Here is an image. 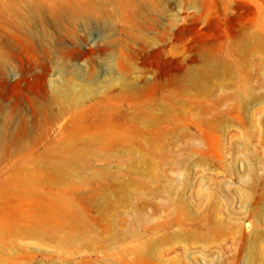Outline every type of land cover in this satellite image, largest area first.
Here are the masks:
<instances>
[{"label":"rangeland","instance_id":"374dc122","mask_svg":"<svg viewBox=\"0 0 264 264\" xmlns=\"http://www.w3.org/2000/svg\"><path fill=\"white\" fill-rule=\"evenodd\" d=\"M129 1L145 3L166 76L129 101L100 81L70 110L49 106L64 77L102 72L108 54L92 50L109 38L127 57ZM48 5L0 0V264H264V0H111L60 28ZM181 27L195 34L179 41ZM202 55L218 64L208 82L172 84ZM128 61L141 81V56Z\"/></svg>","mask_w":264,"mask_h":264},{"label":"bare ground","instance_id":"6f19581e","mask_svg":"<svg viewBox=\"0 0 264 264\" xmlns=\"http://www.w3.org/2000/svg\"><path fill=\"white\" fill-rule=\"evenodd\" d=\"M111 0H105L98 3L85 2L82 3L81 0H46V3L49 4L47 6V12L50 14L52 21L59 28L61 27V23L65 20L66 22L73 23L78 20V18H83L85 25L91 24L93 21H98L100 16L98 13L100 12V8L106 6L105 4L110 3ZM114 2V1H113ZM105 3V4H104ZM115 3V2H114ZM123 6V8H127L128 12H130V18L128 20L132 29L136 30V32H129L125 35V40L122 45L123 52L127 53V57L117 58L114 60V55H110L108 53L110 50L117 49V43L114 44V40L105 42L104 47L95 48L92 51L104 53L107 57L105 59V67L102 72H98L97 67H94L92 73L84 74L77 73L74 77H64L62 81L59 82L58 85H54L51 88V93L48 97V105H59L63 106L66 110H70L72 108V103L77 95L83 99H89L93 94V87L98 85V83L104 82L107 86L118 87L120 91V97L123 100H131L133 98H137L146 94V92L153 86L156 85L158 79H163L165 74V70L162 66L165 64L161 58V53L165 48H159L152 52L148 53L149 48H151V43L148 40L146 34H144L145 27L148 26L149 18L141 20L139 18L143 16V10L146 7L145 3L130 2ZM159 1L154 3V7H160ZM38 9V8H37ZM153 22V21H152ZM207 29L209 30H217V25L213 21H209L207 24ZM195 34V27H181L178 29L176 36L179 41H186V39ZM253 37V38H252ZM239 43V42H238ZM134 45H137V49L134 48ZM260 38L258 35H248L243 34L240 40V53L243 57L254 53L260 48ZM62 55L66 58L71 57L74 58L76 51L69 49H61ZM90 51V53H92ZM134 52H138L141 56V59L144 62L145 67L140 69L139 72L141 75L139 77L142 78L141 81L138 79L131 78V73L133 68L131 67L130 62L127 60H132L134 57ZM175 51H172L171 54H175ZM132 57V58H130ZM241 60V59H240ZM244 62V61H243ZM202 65L200 67H189V69L185 72L183 77L171 76L170 81L172 84H180V82H184L189 84L190 88H196L195 86H202L206 82H208L212 76L216 73L218 69V64L215 60L209 59L202 55L201 57ZM21 69L24 71V67L21 64ZM157 69V70H155ZM46 72H49V69H45ZM46 72L37 75V79H44L46 76ZM98 72V75L96 74ZM154 73L156 75L155 82L150 83L148 81V76ZM24 72L21 75H16L13 79L7 83V90L9 93H16L18 86L25 79ZM96 74V75H95ZM95 75V77H94ZM125 75V77L123 76ZM128 76V77H127ZM89 78V79H88ZM83 80L84 84H78L77 80ZM199 89V88H198ZM34 93V92H33ZM45 96L47 95V91H44ZM41 92H37V97L39 99H43L44 95ZM245 96V95H244ZM45 98V97H44ZM250 99V98H249ZM252 99V98H251ZM41 105L37 107V111H39ZM37 115V114H36ZM154 122L148 123L149 127H152ZM146 126V125H145ZM147 127V126H146ZM24 128V123H20L19 126L16 127V130L20 131ZM112 133V132H111ZM3 136L0 135V145Z\"/></svg>","mask_w":264,"mask_h":264}]
</instances>
